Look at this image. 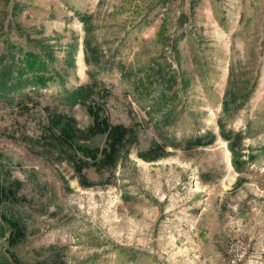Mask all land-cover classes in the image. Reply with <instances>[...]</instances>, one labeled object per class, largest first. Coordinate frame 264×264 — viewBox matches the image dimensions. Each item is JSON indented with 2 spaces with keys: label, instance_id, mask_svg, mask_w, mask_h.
<instances>
[{
  "label": "rangeland",
  "instance_id": "374dc122",
  "mask_svg": "<svg viewBox=\"0 0 264 264\" xmlns=\"http://www.w3.org/2000/svg\"><path fill=\"white\" fill-rule=\"evenodd\" d=\"M0 264H264V0H0Z\"/></svg>",
  "mask_w": 264,
  "mask_h": 264
},
{
  "label": "trees",
  "instance_id": "16d2710c",
  "mask_svg": "<svg viewBox=\"0 0 264 264\" xmlns=\"http://www.w3.org/2000/svg\"><path fill=\"white\" fill-rule=\"evenodd\" d=\"M36 80V79H35ZM41 81H43V76L42 77H40V78H38V80H36L35 82H41ZM56 119H57V121H59V115H56ZM63 119H65L64 117H63ZM108 131V135L109 134H111L112 136H114V134H119V133H122V132H124V130L121 128V127H119V126H113V127H111V126H102V129H101V132H105V131ZM116 143V140L114 139V137L110 140V147L113 145V144H115Z\"/></svg>",
  "mask_w": 264,
  "mask_h": 264
}]
</instances>
